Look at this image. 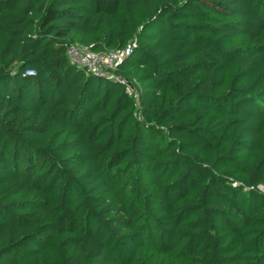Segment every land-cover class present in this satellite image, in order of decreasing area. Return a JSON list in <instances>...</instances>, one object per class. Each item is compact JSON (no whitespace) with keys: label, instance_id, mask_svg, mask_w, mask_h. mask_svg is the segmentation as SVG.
Here are the masks:
<instances>
[{"label":"trees","instance_id":"obj_1","mask_svg":"<svg viewBox=\"0 0 264 264\" xmlns=\"http://www.w3.org/2000/svg\"><path fill=\"white\" fill-rule=\"evenodd\" d=\"M0 264H264V0H0Z\"/></svg>","mask_w":264,"mask_h":264},{"label":"built area","instance_id":"obj_2","mask_svg":"<svg viewBox=\"0 0 264 264\" xmlns=\"http://www.w3.org/2000/svg\"><path fill=\"white\" fill-rule=\"evenodd\" d=\"M130 51V46L127 45L124 49L110 50V51H93L89 48L81 45H70L66 49V56L76 66L92 72L94 74L112 77V70L121 62ZM27 74L33 72L28 70ZM116 78V77H115ZM121 84L126 85V92L137 98L133 87L130 84L120 78H116Z\"/></svg>","mask_w":264,"mask_h":264},{"label":"rangeland","instance_id":"obj_3","mask_svg":"<svg viewBox=\"0 0 264 264\" xmlns=\"http://www.w3.org/2000/svg\"><path fill=\"white\" fill-rule=\"evenodd\" d=\"M234 42L241 45L242 38H234ZM133 178L134 182L129 186L127 184V187L121 189L120 191V194L124 195L129 206L140 205V197L145 194H149L148 196L152 195L151 197L155 198L154 188L148 182L147 173H136L133 175ZM141 257L143 258L144 262L148 263L154 259V252H152L150 249H146Z\"/></svg>","mask_w":264,"mask_h":264}]
</instances>
